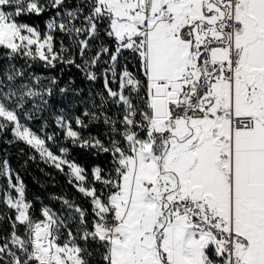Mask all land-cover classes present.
Instances as JSON below:
<instances>
[{
	"label": "snow or ice",
	"instance_id": "1",
	"mask_svg": "<svg viewBox=\"0 0 264 264\" xmlns=\"http://www.w3.org/2000/svg\"><path fill=\"white\" fill-rule=\"evenodd\" d=\"M0 153V264H264V0H0Z\"/></svg>",
	"mask_w": 264,
	"mask_h": 264
},
{
	"label": "trees",
	"instance_id": "2",
	"mask_svg": "<svg viewBox=\"0 0 264 264\" xmlns=\"http://www.w3.org/2000/svg\"><path fill=\"white\" fill-rule=\"evenodd\" d=\"M10 151V164L13 169L18 171L23 178L24 182L28 185L29 189L31 191L38 192L40 191L37 186L33 183V178L38 177L41 179V181L44 180V177L41 175V173L38 171V168H43V164H33L29 163L27 168H24L23 165V157L17 158V149L12 148L9 150ZM4 154L0 153V157H2ZM53 191H58V189H53Z\"/></svg>",
	"mask_w": 264,
	"mask_h": 264
}]
</instances>
